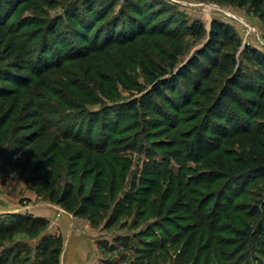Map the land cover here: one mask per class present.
I'll use <instances>...</instances> for the list:
<instances>
[{
	"label": "rangeland",
	"instance_id": "obj_1",
	"mask_svg": "<svg viewBox=\"0 0 264 264\" xmlns=\"http://www.w3.org/2000/svg\"><path fill=\"white\" fill-rule=\"evenodd\" d=\"M17 1L0 14V87L8 90L0 97L1 195L55 204L56 219L67 211L104 232L95 264H264V251L236 235L259 229L253 207L264 199V177L234 182L210 170L234 166L244 152L264 154V65L252 56L264 55V0ZM214 20L234 29L218 64L205 60L136 114L130 104L156 83L150 70L179 71L208 43ZM244 69L262 88L240 90L233 115L212 114L227 80ZM198 126L214 150L195 161L187 146ZM13 219L0 221L17 224L0 229V264H42L40 244L57 235L61 259L65 238L51 222Z\"/></svg>",
	"mask_w": 264,
	"mask_h": 264
},
{
	"label": "trees",
	"instance_id": "obj_2",
	"mask_svg": "<svg viewBox=\"0 0 264 264\" xmlns=\"http://www.w3.org/2000/svg\"><path fill=\"white\" fill-rule=\"evenodd\" d=\"M17 4H18V1L16 2V0H6V2L2 6L3 8L0 7L1 9L0 14L3 15L5 13V12H2V10L3 11H6L8 9L14 10ZM192 28L193 30L197 31L200 34L206 32L205 26L200 22H196V24L192 26ZM52 30L53 32H56V29L53 27V25H52ZM233 31H234L233 26H231L230 24L220 21V20H214L211 26L210 39L208 43L205 45V47L202 50H199L196 56H194L185 66H183L175 74H172L170 78L164 77L165 75L168 74V71H169L167 67L157 65L154 69H151L149 72L151 79L152 81H156V83L154 84V87L149 91V93H146L144 97L138 98L132 101V103L130 104V107L135 111L136 114H139L141 106H144V107L147 106L149 102L148 101L149 97H151L152 95L156 97L162 96L165 94L166 89L171 88V86L176 87V88L180 87L182 84L181 80L185 78L187 75L191 74L194 68L200 67V65L205 60H209L214 64H218L215 56H216V53H218L219 44L220 42H223L224 40H227L233 37ZM182 53H183V49L179 47L173 54H171L170 62H169V67L171 68V70H173L178 64L179 55ZM252 56L253 58L257 59L258 61H260V63L264 65V55L263 54L255 50L254 52H252ZM225 61L228 64L230 63L236 64L238 62L236 60L235 53L226 54ZM223 68L224 70L228 72L230 70V67L228 66L223 65ZM8 73H10V76H7V77L9 79H13V75L15 73L13 74L11 73V71ZM255 85H256V78L254 75H251L249 71L246 72V70L244 69L242 71L240 70L239 72H235V74H233L227 80V84L221 96L218 98L217 102L212 108L211 113L221 116L222 113H226L225 111L229 112L228 110L230 109L228 106L231 103H235L234 106L236 104H239L238 101L241 95L238 92L240 90L249 89V88L259 90L260 88H262L260 84L257 86ZM6 91L8 90L0 87V97L5 95ZM232 110H230V112H232L231 114L233 115L234 112ZM251 110L252 109L249 106V107H246L245 111H251ZM101 118L103 119L104 116L102 115ZM229 118L231 117L229 116ZM230 123H233V121H230ZM57 125L59 126V124ZM215 126L213 125V128L215 129L218 128L217 126L216 127ZM222 132L223 133L230 132V130H228L227 128L225 129L223 128ZM91 144L89 145L90 148L92 149L94 148L96 150L100 149V152L105 151L104 149L105 146H101V145L94 146L95 145L94 143H91ZM213 150H214V142L208 137H206L201 127L198 126V128L196 129L195 138L187 146L188 155H190L193 160L200 161L202 156H210L211 153H213ZM210 170L212 172L219 170L220 173L224 175H228L234 182L242 181L244 178H247V177H253V176H263L264 177V154H258L257 152H251V153L244 152L238 156L236 164L234 166L225 167L224 164L215 165L212 163V165H210ZM72 192H73V187H71L70 185L69 187H67L65 191V195L62 198V200H60V202H64L69 197H71ZM253 212L260 217L259 229L257 231L253 230L252 227L239 229V230H236V235L238 236V238L244 239L245 241H250L252 243L254 242L253 244H255V247L257 249L264 251V199L260 201V204H257L256 206L253 207ZM9 215H11V217L4 218L6 220H3V221H9V220L15 221L13 218H19V219L23 218L25 221L28 217H30L27 220H30L32 225L33 224L35 225L37 223H41V224H46L48 222L50 223V221L45 217L33 216L29 213H25V214L10 213ZM0 221L3 222L2 220ZM16 225H17L16 223L10 224L4 228L0 227V229L11 230ZM110 226L111 225H108L107 228ZM156 228H159V227L156 226ZM63 244L64 242H63L61 235L45 237L38 248V252L41 255H43V258L41 260L42 264H50L51 262H53L54 257H52V255L56 256V254H58L56 258V264H59L60 263L59 255L62 253Z\"/></svg>",
	"mask_w": 264,
	"mask_h": 264
},
{
	"label": "crops",
	"instance_id": "obj_3",
	"mask_svg": "<svg viewBox=\"0 0 264 264\" xmlns=\"http://www.w3.org/2000/svg\"><path fill=\"white\" fill-rule=\"evenodd\" d=\"M27 204L12 203L1 195L0 188V214L8 213H33L50 220L52 233H62L65 238V246L60 264H95L100 257L99 246L104 232L98 231L92 225L83 221L77 215L65 211L58 219V206L49 202L25 201ZM99 256V257H98Z\"/></svg>",
	"mask_w": 264,
	"mask_h": 264
}]
</instances>
